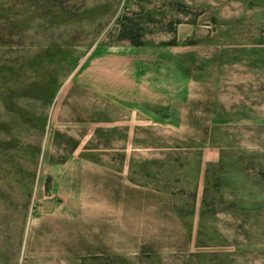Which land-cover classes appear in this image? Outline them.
Wrapping results in <instances>:
<instances>
[{
	"label": "rangeland",
	"instance_id": "rangeland-1",
	"mask_svg": "<svg viewBox=\"0 0 264 264\" xmlns=\"http://www.w3.org/2000/svg\"><path fill=\"white\" fill-rule=\"evenodd\" d=\"M123 30L185 89L170 111L79 83ZM94 163H126L102 205L127 254L35 255L56 212L93 225ZM0 264H264V0H0Z\"/></svg>",
	"mask_w": 264,
	"mask_h": 264
},
{
	"label": "crops",
	"instance_id": "crops-1",
	"mask_svg": "<svg viewBox=\"0 0 264 264\" xmlns=\"http://www.w3.org/2000/svg\"><path fill=\"white\" fill-rule=\"evenodd\" d=\"M153 47H132L105 53H93L78 75L79 83L87 90L99 93L121 103L139 109L140 106L160 112L171 107L164 106L165 99H185V89L173 93L163 83V64ZM170 106V105H169ZM95 209L92 226L81 225L89 214L82 211L56 212V219L42 223L37 256H63L106 258L126 255V227L120 225L125 214L116 204L103 208L104 192H112L111 199L117 200L126 194L129 179L124 168L116 169L94 163ZM131 185L132 182H130ZM104 188V191H103ZM109 199V198H108ZM111 225H115L112 230ZM34 251H37L35 249Z\"/></svg>",
	"mask_w": 264,
	"mask_h": 264
},
{
	"label": "trees",
	"instance_id": "trees-1",
	"mask_svg": "<svg viewBox=\"0 0 264 264\" xmlns=\"http://www.w3.org/2000/svg\"><path fill=\"white\" fill-rule=\"evenodd\" d=\"M124 30L126 31L127 29H124ZM124 30H123L122 35L120 36V39L128 40L131 43V45L134 47L146 46L145 44L141 43L138 39H136L135 35H133L131 32L124 33L125 32ZM162 46L163 47L176 46V43L175 41H170V42L164 43Z\"/></svg>",
	"mask_w": 264,
	"mask_h": 264
}]
</instances>
